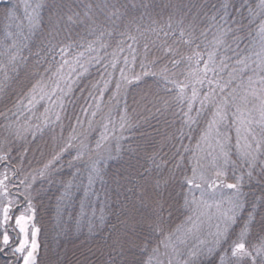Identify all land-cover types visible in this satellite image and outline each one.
<instances>
[{
    "label": "snow or ice",
    "instance_id": "snow-or-ice-1",
    "mask_svg": "<svg viewBox=\"0 0 264 264\" xmlns=\"http://www.w3.org/2000/svg\"><path fill=\"white\" fill-rule=\"evenodd\" d=\"M168 6L163 26L155 20L144 26L121 11L124 5L117 8L107 0L96 4L104 19L57 11L44 22L38 11L42 4L31 12L25 6L29 34L41 32L38 59L28 67L27 58L16 51L0 62V127L7 133H0V244L9 246L10 232H16L12 251L21 264H38L36 197L43 189L37 181L52 182L66 153L67 167L76 171L62 181L57 217L62 221L82 164L87 187L76 231L87 227V253L107 256L106 264H264V190L251 197L244 191L254 178L264 183V0L248 6L249 24L259 18L256 36L249 54L237 52L232 64L223 52L235 51L244 39L243 3L237 8L232 0H219L211 14L196 0H172ZM86 7L92 10L91 4ZM0 10V19H17L11 0H0ZM77 24L85 25L92 39H75L71 32ZM17 27V37L30 38L23 24ZM11 48L18 49L15 40ZM92 67L99 76L76 88ZM145 77L154 79L155 90L141 95L140 106L151 116L165 117L169 128L178 116L179 126L162 134L156 129L161 138L153 137L151 148L129 140L128 160L109 176L108 161L120 158V141L135 127L124 97ZM74 90L84 100L83 115L94 119L101 102L108 110L94 145L87 135L93 120L84 129V121L74 116L71 132L64 135L65 99ZM47 133L55 146L31 167L29 153L44 155L41 143H47ZM14 141L21 142L17 155ZM97 181L111 182L116 195V222L106 235L96 231L91 202V196L98 198ZM178 216L183 219L176 223ZM99 221L104 222L103 212ZM87 253H82L85 262Z\"/></svg>",
    "mask_w": 264,
    "mask_h": 264
},
{
    "label": "trees",
    "instance_id": "trees-1",
    "mask_svg": "<svg viewBox=\"0 0 264 264\" xmlns=\"http://www.w3.org/2000/svg\"><path fill=\"white\" fill-rule=\"evenodd\" d=\"M102 2H104V0H11L12 5L16 8L15 16L17 19L12 22H6L0 19V62L6 63L10 52L16 51L19 52L21 57L27 58L28 67L34 65L35 61L38 59L35 56V52L39 47L41 32L37 30L34 34H29L27 29V19L25 18V6L30 5L31 7L28 8V11L31 12L32 8H35L37 3L42 4L43 7L39 8L38 11L44 22L47 21L50 15L57 11L62 14H71L73 12L80 13L82 19L84 18V13L88 12L89 15L95 14V16L104 19V14L96 8V4ZM171 2L172 0H107V3L109 4H116L117 8H121V5H124L125 7L121 8V11L125 12L128 17H136L138 22L144 26L152 24L153 20H155L160 26H163L167 22L168 16L171 12V7H166V5H170ZM196 2L203 5L205 10L211 14L213 12L212 6L218 4L219 0H196ZM232 3L237 8L240 7L241 3L245 5L241 11L242 20L246 27L241 33V35L244 36V39H242L240 47L235 51L228 49L223 52L229 64L234 63L237 52L244 55L249 54L248 49L250 48V40L256 36V26L259 23V18H255V23L249 24L250 17L248 16V6L251 5L254 7L258 3V0H232ZM89 4L92 5L91 11L86 7V5ZM145 4L148 6L147 8L144 7ZM230 11L234 12V9H230ZM140 17H143V19L140 20ZM113 19H115V17H113ZM9 23L10 26H8ZM18 24L24 25L23 34L24 36L30 35L29 39L17 37L16 33L21 31V29L17 27ZM43 26L44 25L42 24L41 28H43ZM152 26L155 27L156 25L153 24ZM249 32L252 33L251 36L247 35ZM8 33H12V35L9 37L7 35ZM71 35L77 40H80L81 37L92 39V37L87 36V31L83 24L74 25ZM14 40L18 45V49L11 48ZM24 45L27 46L25 47ZM234 47L235 46L233 45V48ZM98 67L102 68V66ZM21 70H23V67ZM136 71H140L138 65ZM116 75L118 76V73H116ZM98 76L99 71L97 70V67H92L89 76L83 78L80 81V85H77L76 88H79L81 85H87L90 80L94 81ZM154 90L155 84L152 77H145L138 87L134 86L128 89L124 99L127 101L129 114L132 121L135 123V127L126 130L124 137L120 141L122 145L120 158L108 161L106 171L109 176L121 171L122 165L128 160L130 154L126 149L129 140L134 144L139 143L151 148L152 138L155 137L157 140L161 138V136L157 134L156 129H160L162 134L165 131H175V128L179 126L178 116L174 118L173 126L169 128L168 125L164 123L165 117L159 116L158 114L157 116H151L140 106L139 101L141 100V95H148ZM65 103V116L67 117L64 120L65 137L71 132L69 127L70 121L74 124L75 121L72 118L74 116H79L80 119L84 121V129L88 128V121L93 120L92 130L88 132L87 135L89 137V142L94 145L95 141L99 139L100 133L103 131L101 126L102 123L106 122L103 117L108 110L104 107V103L101 102L102 111L98 112L94 119L90 114L88 116L82 114L81 107L85 105L84 100L81 99L80 91L74 90V93L65 99ZM89 103L94 105V102L91 100H89ZM123 106L124 101L122 100L121 107ZM94 110L95 107L93 106V108H90L88 111L91 113V111ZM115 116L116 113L113 112V117L115 118ZM146 116L149 118L145 119L144 117ZM167 118L170 121H173V117L170 115ZM109 127H111V125ZM58 131L59 130H57V132ZM77 131L79 132L80 129L78 128ZM0 133L5 136L7 135V133L3 132L2 127H0ZM196 134V131L192 133L193 136ZM117 135H120V133L117 132ZM50 137L51 133H47L44 137V141L47 143H41V150L44 152L43 156L40 155L39 151L36 152L35 156H33L32 153H29L28 159L31 160V167H37L38 161H43L48 158L51 150L55 146ZM20 143V141L13 142V155H17V149L19 148ZM184 143L188 144L189 141L185 140ZM112 144H115V140L112 141ZM157 147H159V145H157ZM167 150L168 148L165 147V151ZM68 158V154L66 153L64 160L61 162L64 167L54 174L52 182L37 181V187H42L43 189L36 197V206L38 207L39 212L35 223L37 227L41 228V232L37 236V242L39 244L37 251L38 264H106L108 260L107 256H92L90 253H87L88 245L85 243L86 238L89 236L87 227L82 226L80 232L76 231V220L79 217V205L80 201L84 199V190L87 187V173L84 171L82 164L80 165L81 170L77 174V179L73 180L71 199L66 201L65 203L67 206L62 208V221L57 217L58 199L64 191L62 181L71 180L72 173L76 171V169H69L67 167ZM25 167L28 168L27 163L25 164ZM93 190L98 194V198L96 196H91L92 206L96 210V231L101 235H106L107 232L111 230L112 224L116 222L115 216L112 214L116 208L114 186L111 182L101 184L97 181L93 185ZM262 190H264V183H257L255 178L251 182L246 183L244 188L245 193L249 197L253 195L259 196ZM101 212L104 214L103 223H100L99 221ZM182 219V216H178L175 219V222L179 223ZM207 227L208 226L205 225V230H207ZM3 230L4 229L0 227V232ZM90 243L91 242L89 241L88 244ZM1 247H3L2 244H0V248ZM82 253H87L88 262H85ZM20 262L18 254L16 257V264H20ZM0 264H7V261L0 257Z\"/></svg>",
    "mask_w": 264,
    "mask_h": 264
},
{
    "label": "water",
    "instance_id": "water-1",
    "mask_svg": "<svg viewBox=\"0 0 264 264\" xmlns=\"http://www.w3.org/2000/svg\"><path fill=\"white\" fill-rule=\"evenodd\" d=\"M21 203H22V200H21ZM13 235V237L15 238V234L13 233L12 234ZM16 244V239H15V241L13 242V245H15ZM12 245V246H13ZM7 250V248H4L2 251H0V256L2 257V258H5V259H8V263L7 264H15V262H16V256L15 255H9V256H4L3 255V253L5 252Z\"/></svg>",
    "mask_w": 264,
    "mask_h": 264
},
{
    "label": "rangeland",
    "instance_id": "rangeland-1",
    "mask_svg": "<svg viewBox=\"0 0 264 264\" xmlns=\"http://www.w3.org/2000/svg\"><path fill=\"white\" fill-rule=\"evenodd\" d=\"M11 234H15L16 235V232H10ZM12 237H13V235H12ZM15 239H16V236H15V238L13 237L12 238V241H11V243H10V245L9 246H7V247H1V248H7V250L3 253V255L5 256V255H12L13 254V251H12V245H13V242L15 241ZM8 249H11V250H8ZM13 255H15L16 257H17V255L18 254H13ZM15 264H16V262H15ZM20 264H21V262H20Z\"/></svg>",
    "mask_w": 264,
    "mask_h": 264
},
{
    "label": "flooded vegetation",
    "instance_id": "flooded-vegetation-1",
    "mask_svg": "<svg viewBox=\"0 0 264 264\" xmlns=\"http://www.w3.org/2000/svg\"><path fill=\"white\" fill-rule=\"evenodd\" d=\"M11 237H12V234L10 233ZM13 238V237H12ZM10 255V254H9ZM9 255H5L6 257L9 256ZM1 257V256H0ZM4 260H6L8 262L7 259L3 258Z\"/></svg>",
    "mask_w": 264,
    "mask_h": 264
}]
</instances>
